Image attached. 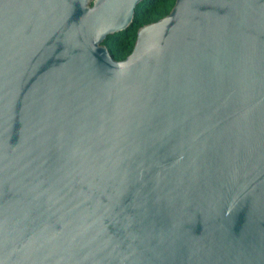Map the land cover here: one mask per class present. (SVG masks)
Returning <instances> with one entry per match:
<instances>
[{
	"label": "water",
	"instance_id": "obj_1",
	"mask_svg": "<svg viewBox=\"0 0 264 264\" xmlns=\"http://www.w3.org/2000/svg\"><path fill=\"white\" fill-rule=\"evenodd\" d=\"M0 0V264H264V0Z\"/></svg>",
	"mask_w": 264,
	"mask_h": 264
},
{
	"label": "trees",
	"instance_id": "obj_2",
	"mask_svg": "<svg viewBox=\"0 0 264 264\" xmlns=\"http://www.w3.org/2000/svg\"><path fill=\"white\" fill-rule=\"evenodd\" d=\"M175 0H142L134 11L132 23L125 29L109 34L102 41L115 60L124 59L132 50L137 29L169 13Z\"/></svg>",
	"mask_w": 264,
	"mask_h": 264
}]
</instances>
